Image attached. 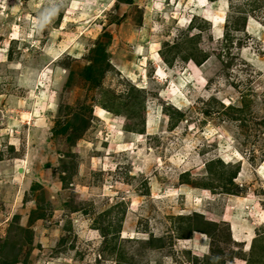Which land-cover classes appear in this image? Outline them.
I'll return each mask as SVG.
<instances>
[{
    "label": "rangeland",
    "instance_id": "1",
    "mask_svg": "<svg viewBox=\"0 0 264 264\" xmlns=\"http://www.w3.org/2000/svg\"><path fill=\"white\" fill-rule=\"evenodd\" d=\"M0 264H264V0H0Z\"/></svg>",
    "mask_w": 264,
    "mask_h": 264
},
{
    "label": "bare ground",
    "instance_id": "2",
    "mask_svg": "<svg viewBox=\"0 0 264 264\" xmlns=\"http://www.w3.org/2000/svg\"><path fill=\"white\" fill-rule=\"evenodd\" d=\"M156 71H157V70H156ZM158 73H161L160 69H158ZM100 111H102V110L99 109V110L96 111V112H99V113H96L98 116H101V114H102ZM104 112H105V111H104ZM104 112H103V113H104ZM148 125H149V122L147 123V127H148ZM147 130H148V129H147ZM145 133H146V132H145ZM225 221H228V220H225ZM235 225H236V223L231 222V227H232V229H230V230L232 231L233 234H236V233H237Z\"/></svg>",
    "mask_w": 264,
    "mask_h": 264
},
{
    "label": "crops",
    "instance_id": "3",
    "mask_svg": "<svg viewBox=\"0 0 264 264\" xmlns=\"http://www.w3.org/2000/svg\"><path fill=\"white\" fill-rule=\"evenodd\" d=\"M237 229V228H236ZM237 231V230H236ZM239 234V235H238ZM235 235V238H236V240H238V241H240V238H239V236H240V233H239V231H237V233L236 234H234Z\"/></svg>",
    "mask_w": 264,
    "mask_h": 264
}]
</instances>
